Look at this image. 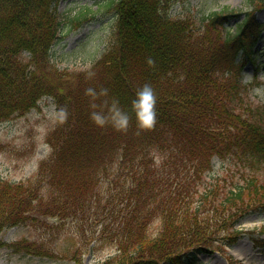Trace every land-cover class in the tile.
<instances>
[{"label": "trees", "instance_id": "obj_1", "mask_svg": "<svg viewBox=\"0 0 264 264\" xmlns=\"http://www.w3.org/2000/svg\"><path fill=\"white\" fill-rule=\"evenodd\" d=\"M57 1L0 0V122L25 114L43 96L55 100L58 113L36 174L16 184L0 178V232L43 215L90 218L104 241L120 245L104 264H193L189 256L210 252L212 242L233 243L239 218L264 213V128L258 112L240 105L243 67L260 72L256 42L264 24L246 14L233 34L220 37L217 26L223 29L230 14H214L201 32L190 19L168 16L170 0H119L114 45L90 71L70 73L49 53ZM146 82L158 97L157 122L141 129L131 100ZM88 87L108 89L96 98L97 109ZM112 99L129 113L126 131L90 118ZM214 158L240 172L242 183L200 194ZM149 218L164 224L152 239L145 234ZM130 242L135 252L127 255Z\"/></svg>", "mask_w": 264, "mask_h": 264}, {"label": "rangeland", "instance_id": "obj_2", "mask_svg": "<svg viewBox=\"0 0 264 264\" xmlns=\"http://www.w3.org/2000/svg\"><path fill=\"white\" fill-rule=\"evenodd\" d=\"M97 1V2H96ZM116 0H60L56 5L61 22L59 40L51 48V59L60 69L75 73L88 70L94 61L113 43L115 30ZM255 0H175L169 7L172 17H192L197 26H202L213 12L236 13L254 9L259 21H264V8H256ZM241 17L238 18V20ZM207 21V20H206ZM236 20L228 23L230 32L234 30ZM259 60L263 62L260 76L248 85L244 94V104L254 111L264 113V100L253 98L252 89L264 84V33L258 44ZM245 73L252 75L248 65ZM249 81V82H251ZM257 82V84L255 83ZM248 83V82H245ZM56 123V111L51 97H43L36 108L21 117L0 122V176L9 182H19L32 176L39 161L48 155L49 147L45 143L46 134ZM212 171L204 178L200 191L229 182L231 171H227L224 161L215 160ZM264 180V178L262 179ZM240 180L236 174V183ZM240 183V182H239ZM10 203H14L11 199ZM41 223L36 228L18 225L1 232L0 240L12 243L16 240L43 242L56 251L55 258L14 253L11 249L0 246V264H100L115 253L111 242L92 240L93 230L83 224L78 228V221H61L57 217L41 216ZM152 219L147 220L153 229ZM143 226V223L141 227ZM140 227V228H141ZM241 236L230 246L212 242V253L197 255L194 264H229L230 258L243 264H264V245L259 247L252 237H256L261 228L259 240L264 243V214L249 212L235 226ZM152 232V231H151ZM218 244V245H217ZM80 247L79 252H77ZM218 249V251H215ZM220 247V249H219ZM133 250L132 242L125 246L126 254Z\"/></svg>", "mask_w": 264, "mask_h": 264}, {"label": "clouds", "instance_id": "obj_3", "mask_svg": "<svg viewBox=\"0 0 264 264\" xmlns=\"http://www.w3.org/2000/svg\"><path fill=\"white\" fill-rule=\"evenodd\" d=\"M148 65H154L155 60L152 57H148L146 60ZM245 82H249L252 79V75L245 73ZM85 93L92 99L91 107L97 109L99 106L95 103L98 96H106L108 93L107 88L100 89L99 92L93 87L85 89ZM252 95L254 99L264 100V84H258L252 89ZM157 94L155 89L150 83H144L138 88L135 93V97L131 100V109L134 112L137 126L141 129H150L155 126L157 122ZM107 106V111L93 110L90 112V118L93 122L100 127L106 124H111L118 130L126 131L130 116L128 111L120 105L118 99H112L111 103L105 100L103 102Z\"/></svg>", "mask_w": 264, "mask_h": 264}]
</instances>
